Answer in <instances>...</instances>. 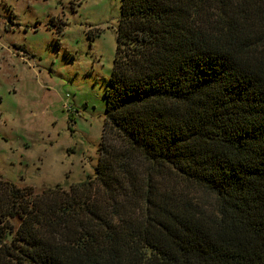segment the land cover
<instances>
[{
    "label": "trees",
    "instance_id": "1",
    "mask_svg": "<svg viewBox=\"0 0 264 264\" xmlns=\"http://www.w3.org/2000/svg\"><path fill=\"white\" fill-rule=\"evenodd\" d=\"M115 44L94 177L0 178V264H264V0H120Z\"/></svg>",
    "mask_w": 264,
    "mask_h": 264
},
{
    "label": "rangeland",
    "instance_id": "2",
    "mask_svg": "<svg viewBox=\"0 0 264 264\" xmlns=\"http://www.w3.org/2000/svg\"><path fill=\"white\" fill-rule=\"evenodd\" d=\"M119 13L120 0H0L2 180L41 194L94 177Z\"/></svg>",
    "mask_w": 264,
    "mask_h": 264
},
{
    "label": "built area",
    "instance_id": "3",
    "mask_svg": "<svg viewBox=\"0 0 264 264\" xmlns=\"http://www.w3.org/2000/svg\"><path fill=\"white\" fill-rule=\"evenodd\" d=\"M63 108L69 112L70 117H73V110L72 107L70 105H68L67 103H65V105H63Z\"/></svg>",
    "mask_w": 264,
    "mask_h": 264
}]
</instances>
